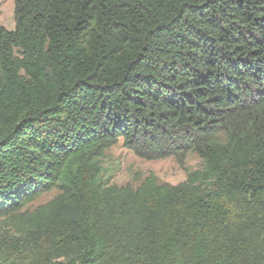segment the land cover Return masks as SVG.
Returning <instances> with one entry per match:
<instances>
[{
	"label": "trees",
	"instance_id": "trees-1",
	"mask_svg": "<svg viewBox=\"0 0 264 264\" xmlns=\"http://www.w3.org/2000/svg\"><path fill=\"white\" fill-rule=\"evenodd\" d=\"M13 20L0 264H264V0H13ZM120 140L201 166L112 185Z\"/></svg>",
	"mask_w": 264,
	"mask_h": 264
},
{
	"label": "rangeland",
	"instance_id": "rangeland-1",
	"mask_svg": "<svg viewBox=\"0 0 264 264\" xmlns=\"http://www.w3.org/2000/svg\"><path fill=\"white\" fill-rule=\"evenodd\" d=\"M0 25L7 30H13V0H0ZM102 166L105 175L112 174L110 183L116 186L129 185L138 187L149 175H154L157 182L163 185H177L186 180L187 172L201 166V160L194 154L186 155L182 164L173 158L149 161L135 156L118 141L104 153ZM57 194L52 190L37 197L31 202L27 210L46 203ZM5 225L0 221V229Z\"/></svg>",
	"mask_w": 264,
	"mask_h": 264
}]
</instances>
